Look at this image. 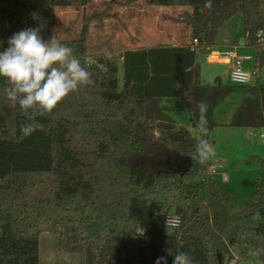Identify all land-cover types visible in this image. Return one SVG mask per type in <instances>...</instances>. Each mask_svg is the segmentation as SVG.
<instances>
[{
	"label": "trees",
	"instance_id": "obj_1",
	"mask_svg": "<svg viewBox=\"0 0 264 264\" xmlns=\"http://www.w3.org/2000/svg\"><path fill=\"white\" fill-rule=\"evenodd\" d=\"M144 1L188 8L179 20L197 44L89 62L86 18L78 38L60 40L56 10L90 0H0V51L13 33L43 25L42 37L74 49L93 80L38 116L39 127L24 136L27 117L6 98L0 77V264H39L43 232L54 236L56 249L77 254L79 264H156L161 256L173 264L178 250L193 264H229L233 250L244 260L259 251L264 262V219H253L257 211L264 217V160L250 158L262 177L239 204L235 191L215 180L211 157L203 165L193 159L201 102L208 105L209 143L216 108L235 94L243 98L227 127L264 132V83L204 85L196 62V52L215 46L221 26L237 14L253 46L257 32L264 35L261 2L212 0L209 9L205 0ZM258 65L264 70L261 54ZM176 110L186 111L196 134L176 123ZM172 163L177 167L166 166ZM167 216L179 217L180 226H167Z\"/></svg>",
	"mask_w": 264,
	"mask_h": 264
},
{
	"label": "rangeland",
	"instance_id": "obj_2",
	"mask_svg": "<svg viewBox=\"0 0 264 264\" xmlns=\"http://www.w3.org/2000/svg\"><path fill=\"white\" fill-rule=\"evenodd\" d=\"M264 11V0H260ZM105 7H109L104 10ZM184 7H154L144 0H90L82 7L59 8L56 10L57 38L60 40L76 39L81 34L84 18H86V39L90 46L91 62L94 56L110 54L121 55L126 50L152 48L158 46L190 44L189 27L180 22ZM103 11V12H102ZM102 13L94 16V13ZM92 18H87L88 16ZM243 38L241 15L225 22L219 29L216 45L236 44ZM193 42V41H192ZM194 44V43H193ZM253 52V51H252ZM196 62L200 67L201 82L204 85L228 84V67L225 64L208 61V53L196 52ZM242 95L235 94L221 103L215 110L218 125L210 133L209 139L213 149L210 156L219 160L222 170L216 171L215 180L227 189L234 190L236 201L245 204L248 195L255 189L262 174L254 161V155L264 160V142L260 135L246 128L227 127L233 112L240 103ZM170 107L176 101L168 103ZM178 125L191 127L185 110L172 111ZM196 134L195 130L191 131ZM213 163V162H212ZM177 167L176 164H171ZM171 165H166L167 167ZM221 172L228 177L222 181ZM53 235L43 232L39 236V264H79L77 254L64 253L56 247ZM259 251L251 252L250 259H238L233 250V259L229 264H264L259 260ZM237 260V262H235Z\"/></svg>",
	"mask_w": 264,
	"mask_h": 264
},
{
	"label": "clouds",
	"instance_id": "obj_3",
	"mask_svg": "<svg viewBox=\"0 0 264 264\" xmlns=\"http://www.w3.org/2000/svg\"><path fill=\"white\" fill-rule=\"evenodd\" d=\"M204 6L211 9L212 0H205ZM42 30L43 25L15 32L7 40L8 47L0 51V77L8 85L6 98L13 107L18 105L27 117L26 122L20 124L24 136L31 135L39 127L38 116L50 115L70 93L93 83L91 73L82 66L74 49L57 41L54 36L45 40ZM198 107L197 127L201 138L197 141L193 159L203 165L213 154V149L206 139L209 135L208 105L201 102ZM253 219L264 217L257 211ZM180 223L179 217L167 219V226L179 227ZM156 264H167V257H159ZM173 264H193V260L186 252L178 250Z\"/></svg>",
	"mask_w": 264,
	"mask_h": 264
},
{
	"label": "built area",
	"instance_id": "obj_4",
	"mask_svg": "<svg viewBox=\"0 0 264 264\" xmlns=\"http://www.w3.org/2000/svg\"><path fill=\"white\" fill-rule=\"evenodd\" d=\"M193 43L196 45L197 41L193 39ZM242 45L247 44L246 42L241 43ZM257 50L256 61L253 67L246 69L244 67V62L251 60L249 55H240L236 52V48L217 51L214 46L210 47L206 53H208V58L210 60H225L229 66L228 69V82L232 85L247 86L256 85L259 82L264 83V70L259 68L258 57L261 54L264 57V35L262 32H257L255 44L253 45ZM261 140L264 142V135H260ZM213 173L216 171L213 169ZM226 178V177H224ZM175 218V216H167ZM171 226V225H169Z\"/></svg>",
	"mask_w": 264,
	"mask_h": 264
},
{
	"label": "crops",
	"instance_id": "obj_5",
	"mask_svg": "<svg viewBox=\"0 0 264 264\" xmlns=\"http://www.w3.org/2000/svg\"><path fill=\"white\" fill-rule=\"evenodd\" d=\"M189 33H190V31H189ZM243 42H245L244 39H242L241 41H238L236 44H234L233 42H229L228 44L215 45L214 46V49H216L217 51H225V50H229V49L236 48V52L238 54H240V55H249L251 57V60H248V61H245L244 62V67L246 69H249V68L253 67V65L255 64L257 50L254 48V46H251V45H248V44L242 45L241 43H243ZM182 45H186V44H179V45H173V46H182ZM208 61L214 62V63L225 64L229 68V66H228V64L226 63L225 60H220V59L219 60H210L208 58ZM173 119H175V118L173 117ZM175 121H177V120L175 119ZM186 121H188V123H189L188 118H187ZM185 127L190 132L193 130L191 127L190 128L187 127V126H185ZM249 130H251V129H249ZM251 131H253V130H251ZM210 145H212L211 142H210ZM212 161H213V164H214V166H215V168H216L217 171L222 170V168L220 167V165H218L219 160H213L212 159ZM221 173H222L221 174L222 181H228L229 180V177L224 172H221ZM224 177H226V178H224ZM259 180H260V178H259Z\"/></svg>",
	"mask_w": 264,
	"mask_h": 264
},
{
	"label": "water",
	"instance_id": "obj_6",
	"mask_svg": "<svg viewBox=\"0 0 264 264\" xmlns=\"http://www.w3.org/2000/svg\"><path fill=\"white\" fill-rule=\"evenodd\" d=\"M216 81H217V80H216ZM216 81H215V84L217 83ZM169 168H172V169H173L174 166L171 165V166H169ZM218 260H219V256H218Z\"/></svg>",
	"mask_w": 264,
	"mask_h": 264
}]
</instances>
